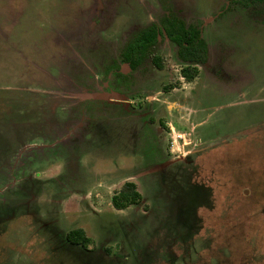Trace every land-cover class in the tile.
I'll return each instance as SVG.
<instances>
[{
	"label": "rangeland",
	"instance_id": "1",
	"mask_svg": "<svg viewBox=\"0 0 264 264\" xmlns=\"http://www.w3.org/2000/svg\"><path fill=\"white\" fill-rule=\"evenodd\" d=\"M167 4L208 45L196 79L162 41L132 112L86 95ZM0 264H264V0H0Z\"/></svg>",
	"mask_w": 264,
	"mask_h": 264
},
{
	"label": "trees",
	"instance_id": "2",
	"mask_svg": "<svg viewBox=\"0 0 264 264\" xmlns=\"http://www.w3.org/2000/svg\"><path fill=\"white\" fill-rule=\"evenodd\" d=\"M163 27L167 37L178 46L179 58L185 63H206L207 62V47L201 39L200 33L196 29H184L183 23L172 20H164ZM156 26L140 33L130 43L127 51V61L131 63L133 68H136L149 54L151 48L157 40ZM190 68L183 70V75L186 79L192 80L196 72H192ZM142 197L137 191L136 185L132 182L124 184L119 193H116L112 198L113 207L117 210H124L131 206H139ZM66 238L73 245L87 247L90 239L85 235L82 229L71 230Z\"/></svg>",
	"mask_w": 264,
	"mask_h": 264
},
{
	"label": "flooded vegetation",
	"instance_id": "3",
	"mask_svg": "<svg viewBox=\"0 0 264 264\" xmlns=\"http://www.w3.org/2000/svg\"><path fill=\"white\" fill-rule=\"evenodd\" d=\"M90 3H91V1H90ZM96 3H94V5H95ZM162 4V3H161ZM163 7H164V9H163V11H165V8L166 7H169L171 10H172V12H171V14L170 13H167V15L165 14V16L166 17H161L160 19H159V21H158V23H160V22H163L164 20H168V19H170V20H172L173 18H175V20H177L179 23L180 22H182L183 23V28L184 29H195V28H192L191 26H189V25H186L185 24V22L183 21V19H181L178 15L176 16V14H174L173 12H174V10H173V8H172V6L171 5H166V6H164L163 5ZM96 8L97 7H95V10H96ZM99 8V7H98ZM86 14H87V12H86ZM151 24V25H150ZM150 24H148L147 25V27H145L144 29H142V30H140V31H137L134 35H132L131 36V38L130 39H127V41L125 42V45H124V47H123V49H122V52H121V54H120V56H121V60L124 62V64H126V67L124 68V71H122L121 70V68H120V66H118V67H116V69H112V71L111 72H108L109 73V77H108V80H107V84H105L104 85V89H99L98 88V90H100V91H98L96 88H91L90 87V85H93V81H92V79H91V81L89 82V83H86V89H85V93H86V95H92V93L91 94H89V90L91 91V92H93L94 91V93H97V94H99L102 98L100 99V100H104L105 102H106V104L108 105V106H111V107H114V108H117V109H119V108H121L122 110H124V111H130V112H132V110L131 109H129L130 107H131V102H132V100H131V98H130V93H131V88L133 87V85H135V83H133V82H131V81H128V79H129V77L130 76H128V73L126 74L125 72H135V71H137L141 66H142V64L144 63V61L145 60H147L148 58H151L152 57V62L153 63H155V66L157 67V68H159V69H161V64H159V58H157L156 56H153V52H154V50L157 48V46L162 42V41H167V42H169L170 44H172V46H175V48H176V55H177V58H178V60H180V62L181 63H183L184 65H185V68H190L191 70H193L194 72H196V74L194 75V78L192 79V80H188V79H186L185 77H184V75H183V70L185 69V68H183L182 69V77L185 79V80H187V81H189V82H191V81H193L194 79H196V77L198 76V67H203V66H205L206 64H207V62L206 63H203V64H201V63H185V61L183 62L180 58H179V55H178V46H177V44L176 43H174V42H172L168 37H167V34H166V32H165V30H164V28H161V27H159L158 25H156V21L155 20H152L151 21V23ZM154 26H156L157 28H155L156 30H157V33H158V36H157V40H156V43L154 44V46L151 48V50H150V52H149V54L147 55V57L144 59V61L142 62V63H140V65H138L136 68H133L132 67V65H131V63L130 62H128L126 59H127V57H128V55H127V51H128V47H129V45H130V43L134 40V38L137 36V35H139L140 33H142V32H144V31H146V30H148V29H150V28H152V27H154ZM197 30V29H196ZM199 31V30H198ZM199 33H200V31H199ZM200 36H201V39L203 40V42L205 43V45H206V47H207V61H208V56H209V52H208V45H207V43L204 41V39L202 38V35H201V33H200ZM192 71V72H193ZM74 83L76 84V81H74ZM148 97V96H147ZM146 97V98H147ZM147 102V104H149L150 105V107H152V103H154V102H151V100H149V98H147V100H146ZM105 102H103V103H105ZM81 103H85L86 104V106H91V111H93V109H94V99L92 98H90V100H88V99H86L85 101H83V102H81ZM61 105V104H60ZM63 105H61V107H62ZM68 108V107H67ZM71 108V107H70ZM133 111H134V118L135 117H140V116H142V114L140 113V114H136V110L135 109H133ZM138 112H140V111H138ZM118 118H121L120 116H117ZM109 118H111V117H109ZM108 118V119H109ZM133 121H135V119L133 120ZM132 121L130 120H127V124L130 126V123H131ZM147 135V134H146ZM135 137V136H134ZM140 141V136H139V140H138V142ZM153 141H154V143H153V148L156 146V145H158V141H159V133H158V131H155V133H154V137H153ZM131 142V140L129 141V143ZM133 142L136 144V143H138L137 141H135V140H133ZM128 143V144H129ZM152 155V158L150 159V160H148V158H147V160H146V162H148V161H150L147 165H153V167L154 166H157V165H162V164H164L165 163V160L163 159V160H156V158H157V156H158V154H157V156H156V153L154 154V153H152L151 154ZM169 162V161H168ZM146 165V166H147ZM149 167H152V166H149ZM148 167V168H149ZM127 181H129V182H132V183H134L135 184V182H133V181H131V180H127ZM128 183V182H127ZM136 185V184H135ZM136 189H137V187H136ZM138 191H139V189H138ZM143 201V200H142ZM142 201H141V204H142ZM140 204V205H141ZM129 208V207H128ZM67 239V238H66ZM71 243V242H70ZM72 244V243H71ZM73 245V244H72Z\"/></svg>",
	"mask_w": 264,
	"mask_h": 264
}]
</instances>
